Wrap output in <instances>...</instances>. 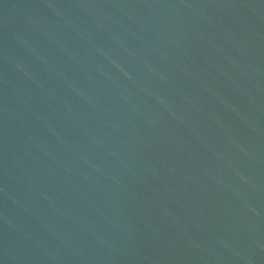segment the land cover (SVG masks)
I'll return each instance as SVG.
<instances>
[{
	"label": "water",
	"instance_id": "obj_1",
	"mask_svg": "<svg viewBox=\"0 0 264 264\" xmlns=\"http://www.w3.org/2000/svg\"><path fill=\"white\" fill-rule=\"evenodd\" d=\"M0 264H264V0H0Z\"/></svg>",
	"mask_w": 264,
	"mask_h": 264
}]
</instances>
